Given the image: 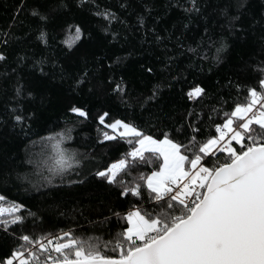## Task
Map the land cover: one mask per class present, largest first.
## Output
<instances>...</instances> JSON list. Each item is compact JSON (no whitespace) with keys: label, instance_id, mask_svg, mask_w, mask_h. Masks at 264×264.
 Returning <instances> with one entry per match:
<instances>
[{"label":"trees","instance_id":"1","mask_svg":"<svg viewBox=\"0 0 264 264\" xmlns=\"http://www.w3.org/2000/svg\"><path fill=\"white\" fill-rule=\"evenodd\" d=\"M105 12L115 18L105 19ZM69 26L82 30L71 49L63 43ZM41 30L46 44L37 38ZM0 54V195L5 205H23L22 223L0 228V257L23 244L22 234L72 230L110 240L126 226L127 211L147 205L95 176L131 151L127 139L103 141L109 129L98 117L106 112V124L120 119L184 145L193 135L197 141L215 135L214 124L245 100L264 68V0H195V8L193 0H0ZM197 85L204 94L189 99ZM154 90L156 99L144 103ZM73 105L87 118L69 111ZM60 132L70 135L80 164L49 184L26 161L37 160L41 138ZM218 159L223 154L205 166ZM156 168L155 160L130 161L121 179L132 186L139 173Z\"/></svg>","mask_w":264,"mask_h":264},{"label":"snow or ice","instance_id":"2","mask_svg":"<svg viewBox=\"0 0 264 264\" xmlns=\"http://www.w3.org/2000/svg\"><path fill=\"white\" fill-rule=\"evenodd\" d=\"M33 15L40 16L36 10ZM102 15L109 20L115 18L108 12ZM40 19L46 21L47 17ZM72 27L63 41L69 49L82 37L81 28L74 26L72 32ZM37 38L47 43L45 31L41 30ZM259 71L261 76L255 86L247 87L245 100L234 103L231 111L224 113L223 123L214 124L216 134L201 141L193 135L188 145L175 141L168 133H161L162 138L145 134L120 119L106 124L108 113L100 115L99 123L112 132L104 131L103 141L127 139L131 151L96 171L95 176L108 184L119 183L121 197L131 194L147 206L137 204L127 211L121 217L126 226L110 240L84 238L72 230L37 237L22 234L18 239L23 244L0 257V264H264V68ZM82 82L76 81L77 85ZM117 90L124 91L119 85ZM204 92L197 85L187 96L196 99ZM156 96L154 90L143 102ZM69 111L83 118L88 115L76 105ZM14 119L22 123L25 118L16 115ZM68 138L63 132L41 138L51 142L55 152L54 166L43 177L49 184L55 176L63 179L80 164L76 154L62 146ZM216 153L223 154L224 159L205 166ZM153 160L158 168L139 173L132 186L121 179L129 173L130 161L150 164ZM26 162L38 171L42 168L39 160L29 158ZM5 199L0 195V217L7 215L0 219V228L8 232L9 225L22 223L23 216L18 213L23 205L12 202L5 206Z\"/></svg>","mask_w":264,"mask_h":264},{"label":"rangeland","instance_id":"3","mask_svg":"<svg viewBox=\"0 0 264 264\" xmlns=\"http://www.w3.org/2000/svg\"><path fill=\"white\" fill-rule=\"evenodd\" d=\"M107 132H109V134H112L111 129H109ZM64 133L66 134L67 137H70L69 134L67 135L66 132H64ZM45 138H47V137H45ZM69 140H70V138L65 139L62 146L65 149H68L70 152H73V150L68 145ZM34 150H35L34 154H35L36 159L39 160L42 164V168L39 170L38 173L41 174L42 176L46 173L48 176L49 172L47 171V169L49 167L54 166V162H55V152L53 151L51 142L39 140L36 143V145L34 146ZM57 176H59V175H57ZM5 206H7V205H5ZM0 218H7V215L5 217H0Z\"/></svg>","mask_w":264,"mask_h":264}]
</instances>
